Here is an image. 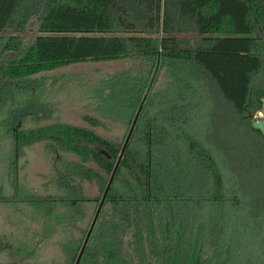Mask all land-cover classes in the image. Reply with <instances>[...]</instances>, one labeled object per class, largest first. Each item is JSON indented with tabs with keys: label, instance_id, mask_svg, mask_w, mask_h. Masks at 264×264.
Masks as SVG:
<instances>
[{
	"label": "trees",
	"instance_id": "trees-1",
	"mask_svg": "<svg viewBox=\"0 0 264 264\" xmlns=\"http://www.w3.org/2000/svg\"><path fill=\"white\" fill-rule=\"evenodd\" d=\"M31 17L37 33L25 48L0 35V59L7 50L22 51L0 70L4 78L85 61L137 57L148 65L146 75H127L132 83L125 95L133 108L126 124L133 128L123 152L124 141L97 133L101 122L91 116L84 118L92 127L16 125L10 156L0 137L7 166L16 149L50 141L71 156L63 160L57 190L87 182L99 191L96 198L59 191L38 199L42 214L65 205L75 209L65 213L70 223H82L76 205L94 201L96 210L112 177L81 264H233L230 243L221 241L232 238L225 233L240 208L245 218L250 182L259 186L254 216L264 264V135L251 125L264 108V0H0V33ZM176 32L201 38L181 47L170 36ZM156 73L163 74L162 88L152 91ZM201 112L219 127L214 140L203 138Z\"/></svg>",
	"mask_w": 264,
	"mask_h": 264
},
{
	"label": "rangeland",
	"instance_id": "rangeland-1",
	"mask_svg": "<svg viewBox=\"0 0 264 264\" xmlns=\"http://www.w3.org/2000/svg\"><path fill=\"white\" fill-rule=\"evenodd\" d=\"M167 7L165 3L164 8ZM19 23H13L12 27L1 32L0 35H3L4 42L9 37H15L20 41V48H25L37 33V18L31 17L23 25ZM163 34L161 33L162 36ZM147 35L155 36L153 33ZM170 36L179 38L181 47H193L201 38L197 32H176ZM21 52V49H18L1 53L0 70L8 61L18 58ZM147 71L148 65L143 63V59L137 57L73 63L42 71L21 80L4 78L0 71V126H2L1 123L5 125L2 131L0 130V137L2 142L4 141L2 149L4 156L12 155L8 148L12 141L11 132L16 125L20 129H32L64 122L92 127L84 116L97 118L101 122L94 127L97 133L113 140L125 141L130 129L126 121L130 117L132 119L130 114L133 108L125 95V91H129L132 83L127 75L133 76L143 72L146 75ZM157 74L159 81L153 85L152 91L161 83L163 77L161 73H156L155 77ZM260 77L259 74L258 78ZM144 87L145 92H148L149 87L146 85ZM161 88L162 86L158 90ZM256 116L263 117V114L258 111ZM211 120L207 118L206 112H201L197 125L203 128L205 134L203 138L209 135V138L213 137L214 140L215 136L219 135V127H213L217 123ZM14 154L15 162L10 167L7 166L6 158L0 160V199H5L0 203V224L4 216L7 219L20 220L19 234L26 230L25 225L31 224L33 228V220H35L39 259L44 264H56V261L65 263V259L62 258V247L68 246L69 263H71L73 251L86 233L88 222L94 215L96 203L94 201L79 202L75 208L77 214H81L83 210V222L73 224L69 221L70 216L67 217L66 214L74 212V208L61 204L62 206L57 208L56 212L42 214L38 211V207L41 206L35 204V201L30 202L25 199H44L58 194L59 191L62 195L96 198L99 196L97 187L85 182L82 186L57 190L58 186L55 182L62 169L63 160L71 156L60 151L50 141H40L20 147L14 151ZM233 174L241 185L244 178H241L240 168L236 167ZM252 185L253 190L243 211L245 218L241 215L240 208L234 217L231 216L233 219L230 217V224H228L231 225V231L225 233V236L232 238L228 241V237H225V240L221 241L223 246H227V242L230 243L233 264L261 263L262 235H259L260 226L254 216L259 186L250 182L249 186ZM14 192L21 200L8 201L6 198L12 196ZM211 219V222L216 220L213 216ZM243 223L245 225L241 227ZM0 226L3 227V223Z\"/></svg>",
	"mask_w": 264,
	"mask_h": 264
},
{
	"label": "flooded vegetation",
	"instance_id": "flooded-vegetation-1",
	"mask_svg": "<svg viewBox=\"0 0 264 264\" xmlns=\"http://www.w3.org/2000/svg\"><path fill=\"white\" fill-rule=\"evenodd\" d=\"M15 193L16 192H14L12 196L7 197L6 199L8 201L21 200L16 197ZM4 200L5 199H0V203H2ZM25 200H29L30 202L36 201V199L34 198H29ZM70 200L72 204H76V201L74 199L70 198ZM33 222L36 224L35 220H33ZM2 223L3 227L0 226V264H44L38 257L37 229L34 223L33 228L31 224L28 226L25 225L24 229L26 230H24V232L21 231L19 234L18 228L21 225L20 220H13L12 218L7 219L4 216V218L1 220V224ZM90 224L88 226V229L90 227ZM22 226L24 227V225ZM87 231L78 242V244H80L78 247L76 246L77 249H75V253L72 254L71 263H69L70 251L68 246H66L62 247V258L65 259V263L63 261H56V264H81L84 250L81 255L79 253L81 246L85 240ZM89 239L90 236L87 240V243L89 242Z\"/></svg>",
	"mask_w": 264,
	"mask_h": 264
},
{
	"label": "water",
	"instance_id": "water-1",
	"mask_svg": "<svg viewBox=\"0 0 264 264\" xmlns=\"http://www.w3.org/2000/svg\"><path fill=\"white\" fill-rule=\"evenodd\" d=\"M263 102H264V100H263ZM260 112H262L263 117L254 116V117L251 119V125H252V127H253L254 129H258V130H260L261 133L264 135V108H263ZM137 114H138V113H136L135 118L133 119V123L135 122V120H136V118H137ZM132 128H133V127L131 126V128H130V130H129L127 136H126V139H125V141H124V143H123L122 152H123V150H124V148H125V146H126V143H127L128 139H129V136H130V134H131ZM113 173H114V172H113ZM111 179H112V177L109 179V182H108V184H107V186H106V188H105V190H104V192H103V194H102V196H101V198H100V201H99V203H98V205H97V208H96L95 213H94V216H93V218H92V221H91L90 227H89V229H88V231H87V234H86L85 240H84V242H83V244H82V246H81L80 253H79L80 255L82 254V252H83V250H84V248H85V246H86V243H87V240H88V238H89V236H90V233H91V230H92V228H93V225H94V223H95V221H96V219H97V217H98L99 211H100V209H101V206H102V204H103V202H104V199H105V197H106V194H107V192H108V189H109V186H110V183H111Z\"/></svg>",
	"mask_w": 264,
	"mask_h": 264
}]
</instances>
